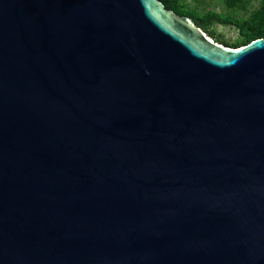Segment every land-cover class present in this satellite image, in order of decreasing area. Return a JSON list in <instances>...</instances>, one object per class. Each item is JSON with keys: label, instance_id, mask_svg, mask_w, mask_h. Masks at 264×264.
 Instances as JSON below:
<instances>
[{"label": "water", "instance_id": "obj_1", "mask_svg": "<svg viewBox=\"0 0 264 264\" xmlns=\"http://www.w3.org/2000/svg\"><path fill=\"white\" fill-rule=\"evenodd\" d=\"M0 264H264V38L0 0Z\"/></svg>", "mask_w": 264, "mask_h": 264}, {"label": "trees", "instance_id": "obj_2", "mask_svg": "<svg viewBox=\"0 0 264 264\" xmlns=\"http://www.w3.org/2000/svg\"><path fill=\"white\" fill-rule=\"evenodd\" d=\"M179 17L189 18L193 24L215 43L230 49L243 47L264 38V0H213L223 11H207L208 4L198 0H159ZM214 25L233 27L238 32L234 42L226 41L212 29Z\"/></svg>", "mask_w": 264, "mask_h": 264}, {"label": "rangeland", "instance_id": "obj_3", "mask_svg": "<svg viewBox=\"0 0 264 264\" xmlns=\"http://www.w3.org/2000/svg\"><path fill=\"white\" fill-rule=\"evenodd\" d=\"M198 1L209 5L206 8L207 11L214 10L216 13H220L223 11L222 6L213 0H198ZM259 1L260 0H258L255 4H253V6L256 7ZM212 29L216 32L217 35H220L226 41L229 42H234L238 37V32L233 27L214 25Z\"/></svg>", "mask_w": 264, "mask_h": 264}]
</instances>
